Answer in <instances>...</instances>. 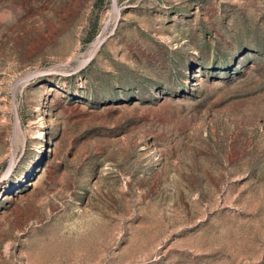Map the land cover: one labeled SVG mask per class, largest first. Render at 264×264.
Wrapping results in <instances>:
<instances>
[{
    "label": "rangeland",
    "instance_id": "obj_1",
    "mask_svg": "<svg viewBox=\"0 0 264 264\" xmlns=\"http://www.w3.org/2000/svg\"><path fill=\"white\" fill-rule=\"evenodd\" d=\"M0 264H264V0H0Z\"/></svg>",
    "mask_w": 264,
    "mask_h": 264
}]
</instances>
